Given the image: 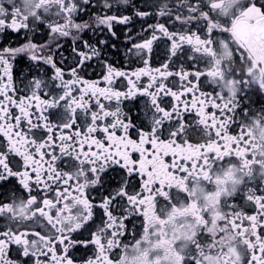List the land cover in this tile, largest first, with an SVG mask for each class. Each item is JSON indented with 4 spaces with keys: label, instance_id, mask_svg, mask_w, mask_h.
Returning a JSON list of instances; mask_svg holds the SVG:
<instances>
[{
    "label": "snow or ice",
    "instance_id": "obj_1",
    "mask_svg": "<svg viewBox=\"0 0 264 264\" xmlns=\"http://www.w3.org/2000/svg\"><path fill=\"white\" fill-rule=\"evenodd\" d=\"M0 264H264V0H0Z\"/></svg>",
    "mask_w": 264,
    "mask_h": 264
}]
</instances>
